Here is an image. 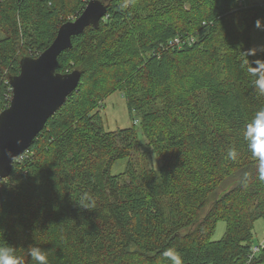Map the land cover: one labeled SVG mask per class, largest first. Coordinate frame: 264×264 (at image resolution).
<instances>
[{
  "label": "trees",
  "instance_id": "1",
  "mask_svg": "<svg viewBox=\"0 0 264 264\" xmlns=\"http://www.w3.org/2000/svg\"><path fill=\"white\" fill-rule=\"evenodd\" d=\"M103 1L100 24L58 59V72L81 71L78 87L0 179V247L18 264H35L31 248L47 264H171L168 250L182 264H245L264 219V181L243 138L264 108V50L252 46L264 0ZM88 2L0 0V112L20 60ZM116 92L130 124L106 128Z\"/></svg>",
  "mask_w": 264,
  "mask_h": 264
},
{
  "label": "water",
  "instance_id": "2",
  "mask_svg": "<svg viewBox=\"0 0 264 264\" xmlns=\"http://www.w3.org/2000/svg\"><path fill=\"white\" fill-rule=\"evenodd\" d=\"M107 12L105 1L89 0L75 20L59 27L42 53L20 60V73L10 78V104L0 112V179L11 175L14 161L31 146L48 119L79 85L80 70L57 71L59 56L72 47L73 36L91 25L98 26Z\"/></svg>",
  "mask_w": 264,
  "mask_h": 264
},
{
  "label": "clouds",
  "instance_id": "3",
  "mask_svg": "<svg viewBox=\"0 0 264 264\" xmlns=\"http://www.w3.org/2000/svg\"><path fill=\"white\" fill-rule=\"evenodd\" d=\"M256 87L259 94L264 95V78L256 81ZM243 138L247 142V147L252 156L258 161L257 172L259 179L264 181V108L258 110L251 121L245 125ZM7 154L9 156L12 155L11 152ZM226 155L229 160H235L238 153L235 148H231ZM29 255L35 264H47L46 253L41 249L31 248ZM166 255L170 259L171 264H182V260L175 250H168ZM0 264H18L17 257L11 247H0Z\"/></svg>",
  "mask_w": 264,
  "mask_h": 264
},
{
  "label": "rangeland",
  "instance_id": "4",
  "mask_svg": "<svg viewBox=\"0 0 264 264\" xmlns=\"http://www.w3.org/2000/svg\"><path fill=\"white\" fill-rule=\"evenodd\" d=\"M247 4L261 3L262 0H247ZM252 46L257 51L264 50V35L258 28L252 30ZM124 104V107L121 105ZM103 122L106 128H116L119 126H127L130 124L128 116L125 112V100L119 92L114 93L106 101V109L103 112ZM118 122V124H117ZM125 161L116 163L113 168V172H118L123 169ZM226 230V221L220 220L217 224L215 233L212 237L214 240H218L223 237ZM256 243L264 237V219H260L255 224ZM264 264V263H261Z\"/></svg>",
  "mask_w": 264,
  "mask_h": 264
},
{
  "label": "built area",
  "instance_id": "5",
  "mask_svg": "<svg viewBox=\"0 0 264 264\" xmlns=\"http://www.w3.org/2000/svg\"><path fill=\"white\" fill-rule=\"evenodd\" d=\"M70 19H71V20H74L75 17L72 15V16H70ZM191 40H193V38H192ZM176 42L179 43V42H180V39H176ZM38 55H39V54H38ZM21 155H22V154H21ZM21 155H20V156H21ZM20 156H18V157H20ZM263 249H264V237H263L258 243H255V244H254L253 251H254V253H255L257 256H259V254L262 252Z\"/></svg>",
  "mask_w": 264,
  "mask_h": 264
},
{
  "label": "bare ground",
  "instance_id": "6",
  "mask_svg": "<svg viewBox=\"0 0 264 264\" xmlns=\"http://www.w3.org/2000/svg\"><path fill=\"white\" fill-rule=\"evenodd\" d=\"M176 39H180V42L179 43H177L176 42ZM175 40H174V43H176V44H182L183 43V41H181V38H176ZM255 244V243H254ZM254 244H252V246L250 247V252H249V254H248V256H247V260H246V262H245V264H254V261L256 260V258L258 257L255 253H254V251H253V247H254Z\"/></svg>",
  "mask_w": 264,
  "mask_h": 264
}]
</instances>
